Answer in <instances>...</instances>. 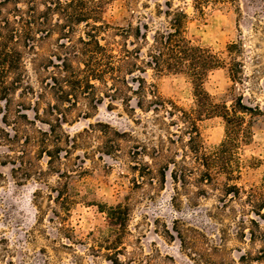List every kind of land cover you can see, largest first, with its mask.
<instances>
[{"label": "rangeland", "instance_id": "1", "mask_svg": "<svg viewBox=\"0 0 264 264\" xmlns=\"http://www.w3.org/2000/svg\"><path fill=\"white\" fill-rule=\"evenodd\" d=\"M94 1L111 27L146 32L141 47L167 29L166 11L187 15V39L222 61L208 73L206 93L227 107L242 98L262 111L238 155L237 183L245 192L230 200L222 176L217 187L194 178L181 187L160 163L137 155L143 146L179 150L169 142L176 140L170 136L176 128L158 125L154 114L125 113L120 100L92 107L80 99L77 107L63 109L42 90L48 81L43 67L59 52L52 33L24 51L28 82L45 93L39 105L15 96L22 102L19 113L5 117L0 109V264H243L264 239V0H206L203 13L193 0ZM230 44H237L235 54L228 52ZM234 60L240 64L237 81L230 75ZM146 78L163 99L184 109L193 105L186 75L148 71ZM48 103L58 105L59 114H48ZM198 128L208 150L225 138L220 117L203 118Z\"/></svg>", "mask_w": 264, "mask_h": 264}, {"label": "trees", "instance_id": "2", "mask_svg": "<svg viewBox=\"0 0 264 264\" xmlns=\"http://www.w3.org/2000/svg\"><path fill=\"white\" fill-rule=\"evenodd\" d=\"M193 1L203 13L207 1ZM164 14L168 18L167 29L155 32L151 43L141 47L147 43L146 32L141 33L140 27L131 25L111 27L103 20L102 7L97 1L0 0V105L3 103L0 109L5 117L19 113L22 102H17L15 96L32 97L33 104L39 105L45 93L35 91L28 82L24 51L34 50L39 40L55 33L59 52L43 67L48 81L42 90L51 91L63 109L77 107L80 99L87 100L92 107L104 100L110 106L120 100L125 113L154 114L158 125L176 128L170 135L176 140L169 138V142L178 144L179 150L143 146L137 155L160 163L162 172L169 171L172 181L181 187L188 186L192 178L204 186L217 187L218 177L222 176L224 195L230 200L237 199L245 192L237 183L241 175L239 151L251 140L252 125L262 111L245 105L242 98L230 107L215 103L203 83L222 61L211 50L193 45L187 39V15L183 11L175 9ZM80 26L84 30L74 39ZM110 30L114 37L106 40ZM237 50V44L228 45L230 54ZM239 66L236 60L230 65L234 81L239 79ZM148 71L156 76L186 75L193 87V105L184 109L163 99L157 88L147 82ZM59 111L58 105L48 103V114ZM210 117H220L225 124V138L212 150L204 146L198 128L203 118ZM145 167L152 175L149 164ZM246 197L251 204V191ZM255 239L252 235L249 240ZM262 243L256 256L242 257L243 264H264V239Z\"/></svg>", "mask_w": 264, "mask_h": 264}]
</instances>
